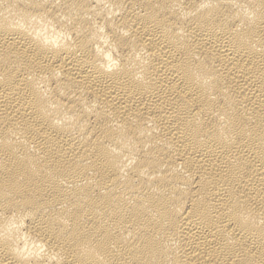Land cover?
<instances>
[{
  "label": "bare ground",
  "instance_id": "obj_1",
  "mask_svg": "<svg viewBox=\"0 0 264 264\" xmlns=\"http://www.w3.org/2000/svg\"><path fill=\"white\" fill-rule=\"evenodd\" d=\"M0 264H264V0H0Z\"/></svg>",
  "mask_w": 264,
  "mask_h": 264
}]
</instances>
